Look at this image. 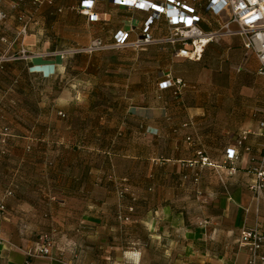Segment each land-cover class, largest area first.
Here are the masks:
<instances>
[{"label":"crops","instance_id":"0c3cea01","mask_svg":"<svg viewBox=\"0 0 264 264\" xmlns=\"http://www.w3.org/2000/svg\"><path fill=\"white\" fill-rule=\"evenodd\" d=\"M82 1L0 0L6 14L0 51L2 39L11 44L16 38L24 22L20 17L29 22L26 38L44 40L42 50L38 39L33 46L27 42L32 52L66 46L72 55H93L120 49L72 50L96 39L113 44L121 31L135 40L152 15L98 0L99 18L90 21L81 12ZM207 2L197 6L200 26L216 30L220 20L205 9ZM54 24L58 42L48 36ZM150 32L154 38L168 35L166 19L155 20ZM23 46L15 42L11 51ZM151 46L168 50L172 65L157 79L158 100L150 104L125 105L105 94L28 96L35 81L62 77L61 56L15 60L0 70V121L13 126L5 150L0 149V204L6 206L0 210V264H247L242 229L264 231V201L257 202L249 188L252 166L264 156V114L258 112H264V79H246L235 93L224 91L218 78L224 66L234 64L260 75L259 60L246 56L240 36L210 42L203 62L176 56L171 45L121 49L142 52ZM181 63L201 69L195 82L184 81L185 93L177 98L173 88L161 90L159 84L168 74L181 78L176 73ZM24 102L48 103L54 111L11 106ZM230 148L239 155L233 175L222 165ZM199 151L217 168L187 166ZM121 185L129 189L122 199ZM45 232L54 236V258H29L26 250Z\"/></svg>","mask_w":264,"mask_h":264},{"label":"built area","instance_id":"2783aa9c","mask_svg":"<svg viewBox=\"0 0 264 264\" xmlns=\"http://www.w3.org/2000/svg\"><path fill=\"white\" fill-rule=\"evenodd\" d=\"M22 1V0H20ZM35 4L43 1L52 3V0H33ZM98 0H83L81 12L88 16L90 21L98 20V14L94 11L95 3ZM118 6H124L135 10L151 12V17L146 21L141 36L135 40H130L128 31H121L116 35L113 44H105L101 39H96L84 49L72 50V52L93 53L107 49L133 48L143 49L148 45H171L175 48L176 56L187 58L193 61H201L206 47L210 42H218L226 36H240L243 39L244 47L247 51L253 52L259 60V74L264 75V0H208L205 9L220 20V27L216 30L206 31L200 26L202 16L197 12L200 0H165L164 2H150L148 0H114ZM165 18L169 27L168 35L161 38H154L150 32L152 23L155 20ZM221 18V19H220ZM6 19V14L0 10V22ZM24 20L16 38L10 44V51L14 43L21 42L28 33L29 22ZM233 24L238 27L234 28ZM23 45V43H21ZM54 56V54H40L29 52L24 46L19 52L10 54L8 51L0 55V69L8 62L15 60H30L37 57ZM186 83L181 78H174L171 74L167 79L159 84L161 90L173 88L174 95H180ZM64 115V114H62ZM7 131V129H6ZM260 133L264 136V120L260 124ZM5 135L7 133H4ZM190 139V138H188ZM247 139V134L242 135L238 141L242 145ZM198 158L187 162V166H213L217 164L211 162L204 156L202 151L197 153ZM239 155L236 149L230 148L226 152L223 166L228 168L229 174L237 172V161ZM255 179L249 188L257 202L264 201V156L260 162L252 166ZM199 173H195L194 182H199ZM128 187L124 186L118 190V196L124 197ZM13 192L7 191L10 196ZM5 203L0 204V210L5 211ZM124 221L129 217L120 216ZM240 244L249 249L247 264H264V231L259 227H244L241 231ZM55 239L52 233L45 232L40 236V241L33 247L26 250L29 258H49L52 254Z\"/></svg>","mask_w":264,"mask_h":264},{"label":"rangeland","instance_id":"374dc122","mask_svg":"<svg viewBox=\"0 0 264 264\" xmlns=\"http://www.w3.org/2000/svg\"><path fill=\"white\" fill-rule=\"evenodd\" d=\"M40 27L42 28V26ZM48 36L51 38L52 42L60 41L58 37L59 28L57 24H54V26L50 29ZM68 37L70 38V36ZM36 39L32 37V40H30L28 37H25L22 42L21 40H18L17 42L23 43L25 48L29 52H32L28 49L26 43L28 42L31 46H33L32 44L37 42ZM43 41V39L40 41L38 39L37 48L42 50L44 46L42 44ZM88 41L89 40L84 41V44H87ZM2 42L3 46L0 51V55L6 51L10 54L16 53L8 50L10 45L8 39H2ZM67 42H69V40H67ZM69 49L70 48H66V46H58L49 52H35L40 54H54L55 57L61 56L62 61L64 60V62L61 61L58 64L62 77L54 80L52 79L50 82L35 81L36 90L28 96H34L36 94L39 97L47 93H50L52 96H61L65 94L77 96L79 94H105L119 98L117 100H124V102H126L125 105L136 106L150 104L154 101V99H157L156 96H159L156 86L157 79L170 68L169 65H172L170 52L157 46L148 47L142 52H137L132 49H120L109 52H100L93 55L85 53L72 55ZM245 51L246 56L254 54L246 49ZM200 62H203V59ZM223 68L224 70L221 71L218 79L222 84V89L224 91H232L236 93L239 83L244 82L246 79H264V76L257 75L254 72H248L245 69H240V64H234L231 66L227 65ZM172 69L175 70V67L172 66ZM177 69L179 70L176 72L177 75L189 84L197 80L201 67L196 69L194 66L191 67L187 63H181ZM139 79H141V83H138ZM184 93L185 91H183L181 95L176 96L173 94V96L182 98ZM120 97H124V99H121ZM62 105L63 103H59V106ZM116 105L119 104L116 103ZM11 106H15L18 109L23 110L31 108L34 111H38L46 107L50 111H54L52 105L51 107H48V103L24 102L19 104L15 103ZM258 112H262L264 114L263 111ZM12 127L11 123L3 119L0 121L1 151L5 150V145L9 138H11ZM4 133L7 134L5 135ZM123 187L124 185L120 186V188ZM121 216L125 217L124 215Z\"/></svg>","mask_w":264,"mask_h":264},{"label":"trees","instance_id":"16d2710c","mask_svg":"<svg viewBox=\"0 0 264 264\" xmlns=\"http://www.w3.org/2000/svg\"><path fill=\"white\" fill-rule=\"evenodd\" d=\"M7 64V63H6ZM6 64L4 65V67L2 68V69H0V70H3L4 68H5V66H6Z\"/></svg>","mask_w":264,"mask_h":264}]
</instances>
